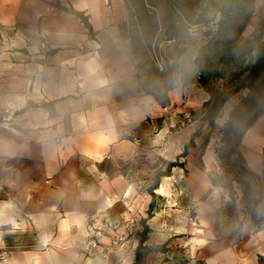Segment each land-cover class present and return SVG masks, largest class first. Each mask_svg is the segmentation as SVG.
Instances as JSON below:
<instances>
[{
    "label": "crops",
    "instance_id": "crops-1",
    "mask_svg": "<svg viewBox=\"0 0 264 264\" xmlns=\"http://www.w3.org/2000/svg\"><path fill=\"white\" fill-rule=\"evenodd\" d=\"M138 10L137 0H0V109L14 113L9 126L0 125V153H14L0 154V264H46L67 250L76 264H133L143 220L145 244H166V251L148 253L144 264H235L243 256L246 240L229 260L226 241L207 243L216 232L215 211L204 201L212 194L209 184L221 189L208 174L216 168L212 143L201 152L207 123L183 167L161 178L154 197L140 175L148 160L173 161L183 151L208 94L194 82L183 99L155 111L151 123H125L126 95L111 90L116 75L108 67L109 49L128 38L135 65L144 75L154 70L156 36ZM72 11L86 16L92 33ZM260 11L264 0H254L251 22ZM41 40L48 47L44 57L38 56ZM21 133L29 139L17 152ZM77 185L98 195L83 202L60 198ZM171 188L186 189V195ZM89 216L103 229L95 256L80 250Z\"/></svg>",
    "mask_w": 264,
    "mask_h": 264
},
{
    "label": "clouds",
    "instance_id": "clouds-1",
    "mask_svg": "<svg viewBox=\"0 0 264 264\" xmlns=\"http://www.w3.org/2000/svg\"><path fill=\"white\" fill-rule=\"evenodd\" d=\"M203 43L202 34L192 27L178 29L165 45L154 70L148 75H144L135 65L134 47L130 39L122 38L120 48L110 47L108 67H112L116 75L111 90L114 94L124 93L126 95L122 109L128 113V120L125 123L129 121L151 123L155 111L163 110L174 100L185 97L193 83L197 84L196 76L201 66ZM156 119L164 121L163 116H158ZM208 122L224 132L232 128L244 129L248 124V113L234 98H229L218 110L209 115ZM246 136L247 132H245ZM21 139L22 142L17 146V152L25 151L27 148L29 137L21 133ZM0 154L8 155L9 158L14 155V153ZM180 155L183 153L181 152ZM209 187L212 188V194L204 201V205H207L210 210L215 211L217 207L223 208L231 202L232 197L226 187L221 188L219 192L210 184ZM95 195L98 194L91 187L81 185L59 193L62 199L79 202L87 201ZM238 203L237 215L232 216L225 212L221 227L239 236H244L251 229L259 228V222L264 220V198L253 199L241 192L238 194ZM198 210H203V206ZM211 227L212 224L209 223L208 228L211 229ZM258 235L264 237V228H259ZM70 253L71 250H67L52 261H46V264H76Z\"/></svg>",
    "mask_w": 264,
    "mask_h": 264
},
{
    "label": "rangeland",
    "instance_id": "rangeland-1",
    "mask_svg": "<svg viewBox=\"0 0 264 264\" xmlns=\"http://www.w3.org/2000/svg\"><path fill=\"white\" fill-rule=\"evenodd\" d=\"M155 1L159 5L158 17L160 19H164L166 14L169 12V6L167 4V1H169L170 4H174L175 10L179 12L181 23L192 27L196 31H199L202 34L203 39H207L216 27L219 13L217 11V6H214V4L217 3L218 6L223 4L222 0ZM207 18L211 19L210 25L212 24V27L207 28V26H203L204 24L202 23ZM249 22H251V17ZM158 35L160 36V40H155V45L153 46L154 49L152 51L155 63L157 62L156 56L158 59L161 56L159 49L162 45V42L166 43L168 39L173 37L164 31L163 24L160 28V31L158 32ZM263 37L264 11H260L255 16H253L251 26L247 28L246 32L245 29L242 31L236 46L231 48V50L226 53L225 60L223 62H220L217 60L216 56L212 55L211 62L208 64V69L211 70L209 82L215 88L222 89L227 84H229L230 80L237 74L241 73L240 76L242 77L246 73L245 71L249 69L256 56V50H253L251 47L255 46V41L257 39H261ZM216 72L221 73L222 77L219 78L215 76ZM198 75L199 72L197 73L196 80L198 79ZM237 97L238 96L236 95L233 98L237 100ZM209 127L210 125L207 124V130ZM220 135L221 130H218L216 127L212 126V136L209 139V144L212 143V147L214 149H219L221 147ZM250 139L252 140L251 143H249ZM239 149L244 159L243 162H240L239 158L235 155H232L229 158H221L219 155H216V168L208 173L211 178L219 180L221 188L226 187L228 189L229 195L232 197V199L231 202L224 205L223 208L217 207L215 209L213 227L218 234L215 232L214 235L208 236L207 243H220L222 241H226L227 251L223 252V255H226L229 260L234 254L238 253L242 243L246 240L245 242H248L249 245H246L242 248L243 256L239 257L235 264H264V237L258 235L259 228H264V220L259 222V228L251 229L244 236H239L230 230L221 227L225 212L231 214L232 216L237 215V208L239 207L240 203H238V194L241 193L244 183L250 184L252 186L253 199L257 197L264 198V117H261L254 124V126L247 131L246 137L245 134L243 135ZM160 163H162L160 159H158L156 162H151V160H148V165L145 166L146 171L140 174L144 175L148 180V185H151L153 175L156 171L153 170V168H159L158 165ZM162 167H165L164 163H162ZM243 167L248 169V171H252L254 174L243 171ZM180 174L182 177L183 175L187 176L186 172H181ZM171 179H178L177 175ZM185 190L186 189L183 188H171L170 192L181 197L186 195ZM219 190L220 189H218V191ZM220 194L222 196V192ZM196 260L197 259H194V262Z\"/></svg>",
    "mask_w": 264,
    "mask_h": 264
},
{
    "label": "trees",
    "instance_id": "trees-1",
    "mask_svg": "<svg viewBox=\"0 0 264 264\" xmlns=\"http://www.w3.org/2000/svg\"><path fill=\"white\" fill-rule=\"evenodd\" d=\"M222 1L223 4L220 6H218L217 3L214 4V6H217L219 17L214 31L210 34L209 39L202 47L200 60L201 66L197 82L199 86L207 92L208 99L202 105L199 126L194 131L188 143L185 144L182 151L183 155L179 154L173 161L164 160L163 163L165 167H159L156 169L152 178V183L147 189L152 197H154L155 194L153 191L158 188L162 177L169 176L173 167H183L188 149L195 145L194 137L201 135L202 126L204 123H207L210 127L201 142V152H203L212 136V125L208 122V117L210 114L218 110L226 99L233 98L236 95L238 96L236 101L248 113V124L244 129L232 128L227 132L221 130V147L215 149L216 155H219L221 158H229L232 155H235L239 158L240 162L244 161L239 149L241 139L244 133L253 126L256 120L261 117L264 112V37L257 39L255 41V46L251 47L253 50H256V56L249 69L246 71L244 70L246 73L242 77L240 76L241 73L237 74L230 80V83L222 89L215 88L209 82L211 70L208 69V64L211 62L212 55L216 56L217 60L220 62L225 60L226 53L236 46L240 34L249 24L250 17L254 11V0ZM137 2L139 6V18L145 22L147 31L151 35L156 36V40H160V36L158 35L160 27L155 11L156 1L137 0ZM167 4L169 6V12L163 19V26L164 31L169 33L170 36H173L178 29L187 26L181 23L180 14L175 10L174 4H170L169 1H167ZM72 12L81 19L84 25L89 28L92 33L86 16L81 12ZM210 21L211 19L208 18L204 20L205 23H209ZM215 76L219 78L222 77L219 72H216ZM242 170L254 174L252 171H248V169H245L244 167ZM241 192L252 198V186L250 184L244 183ZM152 207L153 201L150 203L148 217L151 216ZM142 222L143 230L139 235L138 245L135 250V261L133 264H144L145 256L148 253L166 251V244L153 246H147L145 244V241L147 240V225L145 224V220ZM193 264H204V262L197 259Z\"/></svg>",
    "mask_w": 264,
    "mask_h": 264
},
{
    "label": "built area",
    "instance_id": "built-area-1",
    "mask_svg": "<svg viewBox=\"0 0 264 264\" xmlns=\"http://www.w3.org/2000/svg\"><path fill=\"white\" fill-rule=\"evenodd\" d=\"M172 39V38H171ZM170 39H168L169 41ZM40 52L38 54L39 57H44L48 47L44 40L40 42ZM156 60L158 61V57L156 56ZM14 118V113L8 107H3L0 109V125L2 126H9ZM1 187V186H0ZM94 217L89 216L87 222V230L88 233L85 235L80 244V250L88 255L94 256L98 253L96 247L98 245L97 237L103 234V229L101 226H95L94 224ZM119 240L123 239V236H118Z\"/></svg>",
    "mask_w": 264,
    "mask_h": 264
},
{
    "label": "bare ground",
    "instance_id": "bare-ground-1",
    "mask_svg": "<svg viewBox=\"0 0 264 264\" xmlns=\"http://www.w3.org/2000/svg\"><path fill=\"white\" fill-rule=\"evenodd\" d=\"M256 140V139H255ZM245 142H247V141H245ZM249 142L251 143V139L249 140ZM249 240H251V239H249ZM249 243H250V241H249ZM247 245H248V242H247ZM240 250H242V249H240ZM242 252V251H241ZM242 261V260H241Z\"/></svg>",
    "mask_w": 264,
    "mask_h": 264
}]
</instances>
